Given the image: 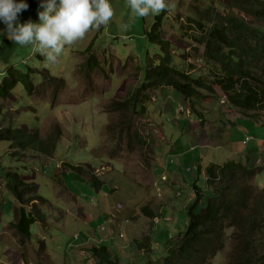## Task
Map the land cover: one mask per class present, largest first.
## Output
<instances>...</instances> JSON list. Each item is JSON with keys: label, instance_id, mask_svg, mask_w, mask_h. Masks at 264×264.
<instances>
[{"label": "rangeland", "instance_id": "374dc122", "mask_svg": "<svg viewBox=\"0 0 264 264\" xmlns=\"http://www.w3.org/2000/svg\"><path fill=\"white\" fill-rule=\"evenodd\" d=\"M25 2L30 7L19 22L40 23L41 0ZM167 2L171 11L139 17L127 0H110L115 15L109 24L66 46L54 64L33 45L9 41L0 22V85L16 81L7 98H0V127L35 133L39 140L53 137L42 149L38 139H30L25 150L15 148L12 155L10 143L0 142V177L11 169L35 183L46 202L31 203H38L47 216L46 227L32 225L28 238L16 239L7 225L0 236V264H97L93 244L107 245L119 264H145L149 257L141 242L153 241L150 253L158 259L171 237L185 229L187 207L195 199L193 184L205 190L206 200L213 195L198 173L199 164L204 169L239 160L250 169L264 168V118L243 117L222 94L223 112L217 114L200 106L209 101H197L191 112L189 102L169 87L146 92L145 110L132 113L131 121L123 116L125 110L111 109L113 101L141 87L146 69L160 62L164 50L179 69L209 76L203 47L196 45L198 23L209 26L213 12L227 13L225 0ZM156 17L161 20L158 38L168 43L164 50L145 34ZM117 123L125 130L119 132ZM246 136L251 137L247 144ZM70 163L82 164V174ZM89 173L103 186H94ZM253 183L264 190V170ZM12 202L2 185L0 225L14 218ZM205 205L203 201L201 207ZM143 207L156 219L148 218ZM237 254L229 239L211 264H239Z\"/></svg>", "mask_w": 264, "mask_h": 264}, {"label": "trees", "instance_id": "16d2710c", "mask_svg": "<svg viewBox=\"0 0 264 264\" xmlns=\"http://www.w3.org/2000/svg\"><path fill=\"white\" fill-rule=\"evenodd\" d=\"M225 4L228 12H213L212 17L209 16V26L198 23L200 35L196 37V45L203 47L202 58L205 65L211 67L208 77H195L174 65L173 57L164 50L168 43L158 38L161 20L156 17L152 29L145 34L151 42L161 46L164 56L159 63L153 62L146 69L141 87L122 101H113L111 109L125 110L123 116L127 114L131 121L132 113L145 110L143 98L149 99L146 92L157 87H169L188 100L193 113L197 101H211L222 94L243 117L254 121L263 119L264 0H225ZM15 82L14 79L12 83L7 85L4 82L0 86V98H7ZM115 127L119 132L125 130L119 123ZM126 128L129 133L130 127ZM33 138L38 139L42 149L44 141H51L53 137L39 140L35 133L28 135L21 129L0 127V142H9L11 151L15 148L25 150ZM139 141H142L141 137ZM72 169L81 174L84 170L82 165H73ZM10 170L3 179L18 207L13 211L14 218L9 228L14 229L20 238H28L32 225L46 226L47 223L43 209L38 203L31 202L37 200L44 205L46 201L37 194L35 183ZM263 170L250 169L239 160L210 163L204 169L199 165L198 173L204 171L205 184L213 195L206 200L205 190L193 184L195 199L187 207L185 229L171 237L165 245L166 254L158 259L150 253L151 249L154 253V245L141 242L140 248H145L149 257L145 264H211L226 248L229 239L238 250L235 260L239 264H264V190L253 183ZM89 178L97 188L103 186L93 173H89ZM203 201L206 205L202 208ZM142 209L148 218H155L144 207ZM90 251L97 264H119L105 244H93Z\"/></svg>", "mask_w": 264, "mask_h": 264}, {"label": "clouds", "instance_id": "9594fccd", "mask_svg": "<svg viewBox=\"0 0 264 264\" xmlns=\"http://www.w3.org/2000/svg\"><path fill=\"white\" fill-rule=\"evenodd\" d=\"M127 3L139 17L171 11L173 7L167 0H127ZM29 7L25 0H0V22L6 26L4 32L7 39L15 44L33 45L34 50L52 64L57 62L66 46L83 40L90 31L107 26L115 15L110 0H41L39 8L43 11L38 10L40 23L31 19L20 23V14ZM209 102L221 105L222 100L215 98Z\"/></svg>", "mask_w": 264, "mask_h": 264}, {"label": "crops", "instance_id": "0c3cea01", "mask_svg": "<svg viewBox=\"0 0 264 264\" xmlns=\"http://www.w3.org/2000/svg\"><path fill=\"white\" fill-rule=\"evenodd\" d=\"M2 33V32H1ZM206 105H210V107H207ZM200 106L201 107H206L207 108V110L208 109H210L211 110V112H212V114H217V112L219 111V112H221L222 111V105H220V104H218V103H215V102H211V103H207V104H201L200 103ZM201 110V109H200ZM223 112V111H222ZM200 120H201V122H202V119L200 118ZM235 125V124H234ZM5 126V125H4ZM2 127V126H1ZM181 155L182 154H184L185 155V151H182V153H180ZM186 156V155H185ZM69 163V162H68ZM199 165H201V164H199ZM70 168H72V166H73V164L72 163H70L69 165H68ZM205 168V167H204ZM69 173H71L72 172V169H69V171H68ZM56 173H58V172H55L54 173V175L56 174ZM202 174L204 175V178H205V174H204V171L202 172ZM54 175H53V177H54ZM56 177H60L61 175H55ZM53 181H55V178L53 179ZM60 183H61V181H60ZM66 184V183H65ZM2 185H4L5 186V180L3 179V177H0V187H2ZM66 186H67V184H66ZM64 187V186H63ZM68 188L69 187H71V186H67ZM65 188V187H64ZM5 189H6V186H5ZM7 190V189H6ZM70 191V190H69ZM71 192V191H70ZM11 195V194H10ZM11 197H12V195H11ZM12 200H13V202L12 203H8V205L10 206V208H11V211L13 212L14 211V209L16 208V207H18V203L16 202V200L12 197ZM15 203L17 204V205H15ZM188 203V202H187ZM2 204L3 203H0V216H1V218H0V223L2 222V216H3V214H4V210L2 211ZM79 204H81V202H79ZM83 209V208H82ZM104 216V215H103ZM154 219H156V217L154 218ZM13 221V218H11V220H7V221H4V224L3 225H0V236H1V234L6 230V227H7V225H9V223L10 222H12ZM188 223V222H187ZM187 223H186V225H187ZM46 227V226H45ZM9 230H11L10 228H9ZM14 230V229H13ZM12 231V230H11ZM183 231V230H182ZM13 232V231H12ZM15 232V231H14ZM15 236H16V239H19L20 238V236L15 232V233H13ZM31 236V235H30ZM24 240V239H23ZM23 240L22 241H20V242H23ZM20 244V243H19ZM152 244H153V241H152ZM22 246V245H21ZM120 252H121V250H120ZM120 252L118 253V255H120Z\"/></svg>", "mask_w": 264, "mask_h": 264}, {"label": "built area", "instance_id": "2783aa9c", "mask_svg": "<svg viewBox=\"0 0 264 264\" xmlns=\"http://www.w3.org/2000/svg\"><path fill=\"white\" fill-rule=\"evenodd\" d=\"M249 140H250V138H249V137H246V139H245V141H244V142H245V143H247ZM189 170H191V169L189 168ZM162 178H163V179H165V178H166V176H165V175H163V176H162ZM171 219H172V218H168V220H171ZM121 236H122V234H121ZM121 264H122V263H121Z\"/></svg>", "mask_w": 264, "mask_h": 264}]
</instances>
